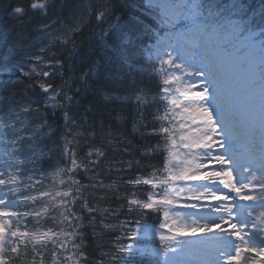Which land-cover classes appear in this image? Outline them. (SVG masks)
<instances>
[{"label": "snow or ice", "instance_id": "1", "mask_svg": "<svg viewBox=\"0 0 264 264\" xmlns=\"http://www.w3.org/2000/svg\"><path fill=\"white\" fill-rule=\"evenodd\" d=\"M52 6L49 0L30 4L45 15ZM62 7L81 9L72 32L89 28V43L97 44L87 54L113 48V37L120 36L129 72L157 81L154 96L141 88L136 97L134 131L145 163L127 162L128 170L147 174L105 184L97 169L106 154L92 146L87 160L77 162L68 137L87 142L94 136L71 132L94 128L97 113L91 102L81 104L93 88L94 67L53 88L43 78L63 79L64 62L52 59L55 52L41 47L47 58L33 57L11 48L21 57L16 72L37 80L47 97L44 112L25 105L0 113V264H91L86 233L99 237L97 227L105 235L116 232L111 250L101 254L107 264H264V0L259 6L250 0H142L130 27L116 14L126 5L113 0H62ZM24 15L18 6L10 17ZM11 31L0 33V44ZM69 43L71 62L80 56L77 42L49 40ZM129 56L142 62L131 63ZM32 111L42 123L27 122ZM128 185L136 191L118 194ZM99 191L124 203L100 208L90 202L103 199L93 195ZM106 217L118 224L105 223Z\"/></svg>", "mask_w": 264, "mask_h": 264}, {"label": "trees", "instance_id": "2", "mask_svg": "<svg viewBox=\"0 0 264 264\" xmlns=\"http://www.w3.org/2000/svg\"><path fill=\"white\" fill-rule=\"evenodd\" d=\"M34 0H0V33L5 29H13L7 34L6 42L0 44V113H6L11 109H20L25 105H31L33 109L38 108L40 112L46 111L44 102L46 93H43L39 87H36L37 80H29L20 76L15 70V64L21 58L19 55L10 53V49L18 47L29 56L45 55L41 53V47L50 48L56 53L52 59H60L64 62L63 79L59 76H49L43 78L44 82L51 83L53 88L64 85L65 79L75 78L89 68H95V79H90L89 83L93 86L92 90L81 99V104H88L91 102L92 109L97 115L92 117L94 121V128L88 127H73L72 133L79 132L82 136H87L89 132L94 131V136L85 141L82 138L73 139L69 136L68 139L73 141L76 145L75 152L77 162L86 161V153L88 147L100 148L105 152V157L100 161L98 171H102L105 184L116 183L121 185L123 183L122 177L132 178L135 175H146V172H138L127 169L128 161H140L141 165L145 163L137 146L142 143L138 131H134V125L138 126L139 117L137 115L138 104L136 97L141 88L148 90L151 98L158 92L157 81L148 80L142 77L139 73L129 72L125 58V46L123 45L120 36L113 37V48L104 52L97 50L95 55L87 54L89 47H95L97 41L92 40L89 43L88 37L91 34L89 28L85 27L80 34H74L72 28L81 13L78 8L62 7V0H49L52 7H49L47 14H42L39 10H32L30 4ZM73 4L77 2L83 4L88 0H72ZM117 5H126L124 12L117 11L118 16H124L126 25L128 27L132 24V17L138 11V5L142 0H113ZM256 6H259L261 0H250ZM23 7L25 15L22 19L10 17L12 10L15 7ZM147 19V18H146ZM151 23V19H148ZM94 20L92 27H94ZM49 25L45 31H40L42 26ZM127 31V27L125 29ZM17 34L23 37L22 40L17 41ZM134 35V33H133ZM61 37L64 39H74L80 46V56L73 57L71 62L68 60V54L71 51V44L50 45V38ZM47 58V56H46ZM131 63H140V58L137 56H129ZM94 61L99 63L94 65ZM35 63V61H33ZM71 63V66L69 64ZM53 72L55 69L52 70ZM31 85V87H30ZM79 86V82H74L72 87ZM65 90L67 86H65ZM102 93H107V99ZM69 94H72L71 92ZM59 98V97H58ZM72 111H77L72 109ZM79 111H83L80 109ZM150 109H145V115L151 119L149 115ZM38 113L32 111L27 113V122L29 124L42 123L39 119H33ZM24 114H22V118ZM51 120V116L49 117ZM62 123V121H58ZM143 131V129H140ZM127 149V151H125ZM152 163L159 164V160H153ZM64 161H61L60 167H65ZM108 166H112L111 171H106ZM49 167L48 164L44 165ZM135 168V165L133 166ZM116 168H122L123 171H116ZM150 171V169H149ZM91 175V173H89ZM81 179L82 183H88L83 177H76ZM148 186H145L139 191H147ZM136 189L128 185L126 187H119L120 195H129ZM95 196L103 197V199H94L91 203L97 204L100 208L114 209L122 205L123 200H117L111 191H99L94 193ZM100 217L97 216V221ZM123 219V216L121 217ZM105 223L118 224V221L105 218ZM96 231L100 233L99 237L90 235L86 241L87 249L86 256L91 261V264H100L104 260L107 264V259L102 258V253L111 250V242L115 240L116 232L110 235H105L99 227ZM101 241L108 242L107 244Z\"/></svg>", "mask_w": 264, "mask_h": 264}]
</instances>
